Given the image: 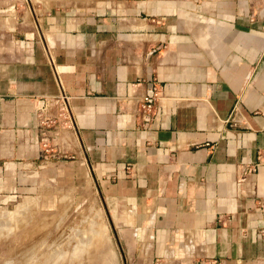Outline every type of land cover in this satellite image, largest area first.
I'll return each mask as SVG.
<instances>
[{
    "label": "crops",
    "instance_id": "crops-1",
    "mask_svg": "<svg viewBox=\"0 0 264 264\" xmlns=\"http://www.w3.org/2000/svg\"><path fill=\"white\" fill-rule=\"evenodd\" d=\"M69 171L128 244L264 264V0H0V205Z\"/></svg>",
    "mask_w": 264,
    "mask_h": 264
},
{
    "label": "rangeland",
    "instance_id": "rangeland-1",
    "mask_svg": "<svg viewBox=\"0 0 264 264\" xmlns=\"http://www.w3.org/2000/svg\"><path fill=\"white\" fill-rule=\"evenodd\" d=\"M59 134L60 133H58V135ZM63 159L72 161L74 160V157L72 154L65 153V157ZM51 175L50 178H43L39 175L35 178V185L33 186L30 193L15 196L11 198V201H9L8 203L0 205V214L4 213L5 215L3 217L6 218V221L4 218L0 220V264H40L39 261L42 260L39 258H42L41 254H45L43 253L45 250L42 252L41 250L47 248V244H49V247H53L50 248L52 250H50L48 247L49 251H54V260L52 263L48 262L49 264H73V262H75L74 264H93L95 263V259L97 260L99 259V257H101L98 255H101L103 252L107 254H105L106 257L104 256L106 259L104 257H101L103 260L105 259V264H192V262L188 263L184 261L172 260L169 247H167L166 252L161 254V256L159 257L154 254L152 246L146 244L141 245L135 243H126L122 235L123 229L117 227V221L115 218L121 211V208H106L103 197L95 180L85 178L81 180H73L74 174L72 173V171H69L67 174H65V179H58L57 174L53 176ZM25 200L28 204L25 202ZM20 205H22L23 208H18V206ZM26 205H28V207ZM17 209L18 212L15 214L14 212H16ZM12 211L15 214L13 216L9 214ZM89 221L91 223L93 221V224H88L90 223ZM96 224L99 227L98 229L101 228V230H103L101 232V237L99 236V233H96L95 236V239L97 237V239L99 238L102 241L104 240L103 242L100 241L102 245L99 243L102 246V248L100 247V249H103V252H100L101 250L98 252L99 244L97 245L98 247H96L95 244L93 246L98 250L94 249L91 245L92 248L89 247L90 250H87L88 248L86 247L85 252H83L84 250H82L83 253H72L71 246L74 243L72 241L80 243V239L78 240V238H80V234L85 230L89 231L90 233L91 231L94 232L95 229L92 230V228ZM97 225L95 227H97ZM89 226H92V228H90ZM87 227H89L91 230ZM63 230L64 232H62ZM78 230L81 231V233ZM76 231H78V233ZM60 232H62V234H65L62 236ZM92 233H87L85 235L86 237L91 235L93 237H91L93 240L94 235H92ZM58 234H60L61 237H58ZM67 234H69L70 238ZM74 234L75 236L79 234L76 236L77 241L74 240ZM30 235L31 237H29ZM83 235L81 234V237H83ZM64 236L66 237V239H68V241L65 238L63 239ZM71 236L73 237L71 238ZM56 237H58L57 239L60 238V240H57ZM30 238L31 240H29ZM53 238L55 241L53 240ZM87 239L90 240V236ZM35 240H37L38 242V245L36 244L35 246L37 247L40 244L41 248L37 247L39 249H36L34 248V245L30 247V245L32 244L31 242H33L34 244L36 243ZM69 240L70 244H67L69 243ZM51 242H54V244ZM56 242H58V244H62L63 242V245H68L67 250L63 251L64 253L60 251V253L58 254L59 249L57 248H59L60 245L57 244L56 248ZM76 243L74 244L76 245ZM51 244H53V246H50ZM54 247L57 249V251L53 250ZM29 248L31 251L33 249L32 252L34 255L31 254V252L29 253ZM48 249L46 250V253ZM34 250L38 251V255L39 253H41L40 256H35ZM94 251H97L96 254H101L95 255ZM92 253L93 257L98 256V258H93L91 256ZM28 254L32 257L29 258ZM57 254L59 256L61 255L62 258H56ZM84 254L85 256H82ZM80 256H82L83 258ZM90 256L91 262L89 258ZM35 258L38 259L35 260ZM101 258L100 261L102 263L103 260H101ZM107 258H109L108 261ZM55 259L60 261L56 262ZM97 262L95 264H98Z\"/></svg>",
    "mask_w": 264,
    "mask_h": 264
},
{
    "label": "bare ground",
    "instance_id": "bare-ground-1",
    "mask_svg": "<svg viewBox=\"0 0 264 264\" xmlns=\"http://www.w3.org/2000/svg\"><path fill=\"white\" fill-rule=\"evenodd\" d=\"M25 202H26V200H25ZM21 203H22V202H21ZM26 203H27V202H26ZM26 203H25V204H26ZM18 204H19V203H18ZM22 204H23V203H22ZM25 204H24V206H25ZM27 204H28V203H27ZM29 204H30V202H29ZM26 206L28 207V205H26ZM88 207H89V206H88ZM18 208H23V206L20 205V206H18ZM66 208H67V206H66ZM26 209H28V208H26ZM29 209H30V208H29ZM24 210H25V209H24ZM13 211H14V209H13ZM13 211H12L11 213H9V214H11L12 216L15 215V214L18 212V209L16 210V212H14L15 214L13 213ZM19 212H20V211H19ZM25 212H26V211H25ZM63 212H65V211H63ZM12 213H13V214H12ZM23 213H24V212H23ZM62 214H63V213H62ZM4 215H5L4 213L0 214V220H1L2 218H4V217H3ZM18 215H19V214H18ZM20 215H21V214H20ZM98 215H99V214H98ZM12 216H11V217H12ZM9 217H10V216H9ZM51 218H52V217H51ZM4 219H5V221H6V218H4ZM43 219H44V218H43ZM13 220H14V219H13ZM44 220H45V219H44ZM3 221H4V220H3ZM5 221H4V222H5ZM11 221H12V220H11ZM16 221H17V220H16ZM48 221H49V220H48ZM4 222H3V223H4ZM43 222H44V221H43ZM89 222H90V221H89ZM40 223H41V222H40ZM86 223H88V222H86ZM6 224H7V223H6ZM10 224H11V223H10ZM10 224H9V225H10ZM37 224H38V223H37ZM81 224H82V223H81ZM81 224H80V225H81ZM88 224H90V225L93 224V221H92V223L90 222V223H88ZM7 225H8V224H7ZM12 225H13V224H12ZM15 225H17V224H15ZM96 225H97V224H96ZM96 225H95V226H96ZM100 225H101V224H100ZM4 226H6V225H4ZM95 226H94L93 228H92V226H89L90 228H92V230L95 229L94 232L91 231V233L93 232L92 235H94V239H93V240H92L93 237H92L91 235H89V236H90V240L87 239V238H89V236L86 237V235H85V234H87V233H88V234H91L89 231H86V230H85V229H87V228H89V227H87V228L84 229V230L87 232V233H86V232L84 231V232H85V233L83 232L84 235H83V233H81V231L78 230V231L83 235V237H81V234H80V238H78V240L80 239V240H79L80 243H78V242L76 243L75 241H72V242L76 243V245H75L74 243H73V245H72V242H71V245H72V246H71L72 253L80 254V253L82 252V250H84L83 252H85V248H86V247L88 248L87 250H90L89 247H91V245L93 246V245H95V244H96L95 246L98 247L97 245H98V244L100 243V241H102V240H100L99 238L97 239V237H96V239H95V236H96V233H99V234H100L99 236L101 237V235H102L101 232H102L103 230H101V228L98 229V228H99L98 225H97V227H95ZM12 227H13V226H12ZM90 228H89V229H90ZM102 228H103V227H102ZM90 230H91V229H90ZM65 231H66V230H65ZM74 231H75V230H74ZM78 231H76V232L78 233ZM28 232H30V231H28ZM31 232H32V231H31ZM62 232H64V230H63ZM62 232H60V233H61V235L63 236L65 233L62 234ZM76 232H75V234H76ZM26 233H27V232H26ZM66 233H67V232H66ZM72 233H73V232H72ZM94 233H95V234H94ZM75 234H74L73 236H75ZM103 234H104V233H103ZM31 235H32V234H31ZM31 235H30L29 237H31ZM61 235L58 234V237H61ZM67 235L69 236V234H67ZM67 235H66V236H67ZM70 235H71V234H70ZM77 235H79V234H77ZM77 235H76V236H77ZM26 236H27V235H26ZM73 236H71V238H72ZM76 236H75V238H76ZM105 236H106V235H105ZM58 237H56V239H57ZM91 237H92V238H91ZM27 238H28V237H27ZM64 238L66 239L65 236L63 237V239H64ZM67 238H68V237H67ZM69 238H70V236H69ZM75 238H74V240L77 241V238H76V239H75ZM61 239H62V238H61ZM29 240H31V238H30ZM51 240H52V239H51ZM53 240H54V238H53ZM57 240H60V238L57 239ZM66 240L68 241V239H66ZM70 240H71V239H70ZM70 240H69V243H67V244H70ZM35 241H36L35 244H34L33 242H31L32 244L30 245V247L34 245V248H36V249H39V248H37V247H40V248H41L40 244H39V246H37V247L35 246V245L38 243L37 240H35ZM35 241H34V242H35ZM38 241H39V240H38ZM54 241H55V240H54ZM103 241H104V240H103ZM103 241H102V242H103ZM27 242H29V241H27ZM39 243H41V242H39ZM51 243L54 244V242H51ZM53 244H51L50 246H53ZM57 244H58V242H56L55 246H56ZM78 244H79V245H78ZM100 244H101V243H100ZM100 244H99V247H98L99 250L96 249V247H94V246H93V248L96 249V250H98V252H99L100 250H101L100 252H103V249H100V247L102 248V246H101L102 244H101V245H100ZM106 244H107V243H106ZM37 245H38V244H37ZM41 245H42V244H41ZM47 245H48V246H47ZM47 245H46L47 248L44 247L45 249L41 250V252L45 250V251L43 252V253H45V254H41V253H39V255H38V254H37L38 251H37V250H34V252H35V256H40V254H41V257H42V258H39V259H41L42 261H39L40 264H41V263H42V264H49L48 262L52 263L53 260H54V258H53V253H54V251H53V252H50V251H49V249H50V248H53V247H49V244H47ZM58 245L61 246V248H60V246H59V248H57V246H56V248L59 249L58 254L60 253V251H62V252H63V251H66L67 248H68V245H67V246H66V244L63 245V242H62V244H58ZM82 245H83V246H82ZM106 246H107V245H106ZM28 247H29V246H28ZM48 247H49V249H48ZM56 248L54 247L53 250L57 251ZM91 248H92V247H91ZM104 248H106V247H104ZM31 249H32V248H31ZM47 249H48V251H47V253H46V250H47ZM71 249H70V250H71ZM27 250H28V249H27ZM50 250H52V249H50ZM87 250H86V251H87ZM106 250H107V249H106ZM28 251H29V253L31 252V254H33V252H32L33 249H32V251H31L30 248H29ZM79 251H80V252H79ZM104 251H105V249H104ZM49 252H50V253H49ZM62 252H61V253H62ZM83 252H82V253H83ZM94 252H95V251H94ZM94 252H93V253H94ZM96 252H97V251H96ZM96 252H95V255L101 254V253H97V254H96ZM108 252H110V251H108ZM108 252H107V253H108ZM25 253H26V252H25ZM27 253H28V252H27ZM63 253H64V252H63ZM63 253H62V254H63ZM86 253H87V252H86ZM93 253H92V255H91L92 257H93ZM103 253H104V254H103ZM103 253H102L103 256H102V254H101V255H98V256H101V257H104V256H105V257H106L107 254H106L105 252H103ZM36 254H37V255H36ZM58 254L56 255V256H57L56 258H59V257L62 258V256H61V255L59 256ZM88 254H89V253H88ZM105 254H106V255H105ZM109 254H110V253H109ZM28 255H29V254H28ZM28 255H27V256H28ZM33 255H34V254H33ZM42 255H43V256H42ZM22 256H23V255H22ZM54 256H55V254H54ZM63 256H64V255H63ZM82 256H85V254L82 255ZM82 256H80V257H82ZM91 256L89 257V258H90V262H91ZM98 256H96V257L98 258ZM23 257H24V256H23ZM31 257H32V256L29 255V258H31ZM33 257H34V256H33ZM96 257H93V258H96ZM101 257H99V259H97L98 262H97L96 259H95L94 262H95V263L97 262L98 264H99V263H100V264H102V263L105 264L104 260H105L106 258L104 257L105 259L103 260ZM29 258H28V259H29ZM82 258H83V257H82ZM100 258H101V260H103L102 263H101V261H100ZM109 258H110V257H109ZM109 258H107V261H108ZM111 258H112V257H111ZM21 259H22V258H21ZM36 259H38V258H35V260H36ZM59 259H60V258H59ZM61 260H62V259H61ZM85 260H86V259H85ZM55 261L57 262V261H60V260L55 259ZM83 261H84V260H83ZM37 262H38V261H37ZM92 262H93V261H92ZM74 263H75V262H73V264H74ZM88 263H89V262H88ZM95 263H93V264H95ZM37 264H38V263H37ZM56 264H57V263H56ZM58 264H59V263H58ZM86 264H87V263H86Z\"/></svg>",
    "mask_w": 264,
    "mask_h": 264
},
{
    "label": "built area",
    "instance_id": "built-area-1",
    "mask_svg": "<svg viewBox=\"0 0 264 264\" xmlns=\"http://www.w3.org/2000/svg\"><path fill=\"white\" fill-rule=\"evenodd\" d=\"M158 94H159V89L157 88V86L153 85L151 87L150 92L148 94H145L140 101V105H139L140 111L143 114V116L146 117L147 120L152 115L155 109L154 105ZM60 98L62 101L65 100V97L63 96H61Z\"/></svg>",
    "mask_w": 264,
    "mask_h": 264
}]
</instances>
